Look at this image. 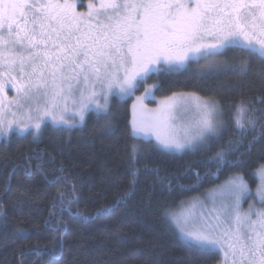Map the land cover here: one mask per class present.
<instances>
[{
    "label": "snow or ice",
    "instance_id": "snow-or-ice-1",
    "mask_svg": "<svg viewBox=\"0 0 264 264\" xmlns=\"http://www.w3.org/2000/svg\"><path fill=\"white\" fill-rule=\"evenodd\" d=\"M78 6L85 7L84 0H0V135L16 131L37 141L42 125L70 133L85 125L89 113L111 134L119 119L111 112L112 100L135 96L155 77L132 104L126 131L140 143L127 145L130 183L113 207L126 203L141 176L152 179L153 190L158 184L169 194H183L233 170L201 195L167 202L161 215L190 252L220 255L221 264H264V164L253 174L258 200L246 209L242 205L252 199V190L246 174L237 171L264 138V108L241 100L227 106L234 111H225L221 101L195 93L164 96L155 108L144 103L156 100L163 77L200 61L206 62L196 72L200 80L229 69L246 75V61L238 66L217 62L228 52L264 63V0H88L86 11ZM9 85L15 90L12 98ZM152 151L198 158L168 173L150 164ZM44 155L41 150L26 157L24 174L30 175L33 159H39L36 168L43 172ZM54 162L52 156L49 163ZM66 179L54 172L47 182ZM73 203L71 194L57 190L45 221L55 233L53 243L30 252L55 258L67 224L62 214Z\"/></svg>",
    "mask_w": 264,
    "mask_h": 264
},
{
    "label": "trees",
    "instance_id": "trees-1",
    "mask_svg": "<svg viewBox=\"0 0 264 264\" xmlns=\"http://www.w3.org/2000/svg\"><path fill=\"white\" fill-rule=\"evenodd\" d=\"M87 2L84 0V3ZM225 61L237 66L246 61L250 67L246 75L229 69L211 79L200 80L196 72L206 63L200 61L199 65L193 64L188 71L163 77L162 90L155 93L156 98L160 100L173 93H195L203 98L221 101L225 111H234L227 106L241 100L257 109L264 108V104L259 103L264 99V79L261 78L264 76V63L255 58L249 59L239 52H228L217 58L218 63ZM155 79L153 77L136 93H144V88L153 84ZM132 99L112 100L111 112L119 119L114 121L116 127L111 134L103 128V120L97 121L95 115L89 113L85 125L72 129L70 133H56L51 127H43V134L37 141H33L29 134H11L7 139L0 140V193H3L0 195V264L220 262V255L190 252L181 246L162 218L160 209L174 198L178 201L201 195L222 183L233 170L225 171L219 179L210 178L202 182L198 191L183 194L179 191L169 194L167 189H161L158 184L153 190L152 179L141 176L126 203L113 207L116 196L127 191L130 183L127 145L140 143L131 140L126 131L131 118ZM145 103L155 106L151 100L146 99ZM257 115L260 113L257 112ZM142 146L148 147L147 144ZM41 150H45L44 171L36 168L39 159H33L30 175H25V158ZM52 156L55 162L49 163ZM197 158L152 151L149 162L152 166H159L162 171L174 173L188 161ZM243 160L242 169L237 171L246 174V180L253 189L257 185L253 174L259 165L264 164V138L254 144ZM61 166L66 169L63 173L58 171ZM54 172L67 179L50 185L47 181L53 178ZM44 173H47V179ZM57 190L71 194L74 203L70 211L66 210L62 214L67 224L56 243L55 258L48 255L37 257L29 249L51 246L53 243L55 233L45 221L49 219L51 202L56 198ZM98 209H103L104 213L98 214ZM75 213H81L87 219Z\"/></svg>",
    "mask_w": 264,
    "mask_h": 264
},
{
    "label": "rangeland",
    "instance_id": "rangeland-1",
    "mask_svg": "<svg viewBox=\"0 0 264 264\" xmlns=\"http://www.w3.org/2000/svg\"><path fill=\"white\" fill-rule=\"evenodd\" d=\"M88 3V2H87ZM87 3H84V5H85V7L83 8V9H79L78 8V10L79 11H86V5H87ZM10 85H9V88L8 89H10ZM144 93H142V94H137V93H135V96H140V95H143ZM15 95V90L13 89V91H10V90H7V96H8V98H12L13 96ZM135 96H132L133 97V99H132V101L130 102V111H132V104L135 102ZM129 98H127V99H125V100H128ZM159 101V99H157L156 98V100L155 101H153L154 103H155V106L154 105H147L149 108H155L156 106H157V102ZM144 103H145V101H144ZM146 104V103H145ZM131 119V118H130ZM44 126L42 125V128H43ZM13 128L15 129V125L13 126ZM18 131V130H17ZM32 131L34 132L35 131V129H32ZM11 134H16V131H12V132H9V133H7V135H0V140H2V139H7L8 138V136H10ZM18 135H27L26 133H20V134H18ZM256 179H257V184L259 183V181H258V178L256 177ZM257 186V185H256ZM250 187V186H249ZM251 190H252V199H245V201L243 202V208H247L248 207V205L250 204V203H252L253 202V200H258V197H256V195H255V191H256V187H254L253 189L252 188H250ZM257 207H259L260 205L257 203V205H256ZM220 258H221V256H220ZM218 264H221V259H220V262L218 263Z\"/></svg>",
    "mask_w": 264,
    "mask_h": 264
},
{
    "label": "flooded vegetation",
    "instance_id": "flooded-vegetation-1",
    "mask_svg": "<svg viewBox=\"0 0 264 264\" xmlns=\"http://www.w3.org/2000/svg\"><path fill=\"white\" fill-rule=\"evenodd\" d=\"M8 90H10V91H13V89L10 87V89H8Z\"/></svg>",
    "mask_w": 264,
    "mask_h": 264
}]
</instances>
